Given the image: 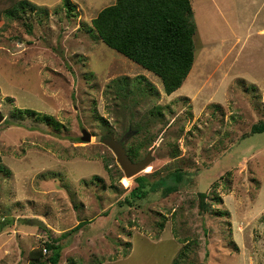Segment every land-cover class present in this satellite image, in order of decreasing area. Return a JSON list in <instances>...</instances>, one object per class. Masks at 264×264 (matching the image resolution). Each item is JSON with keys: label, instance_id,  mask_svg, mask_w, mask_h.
I'll list each match as a JSON object with an SVG mask.
<instances>
[{"label": "rangeland", "instance_id": "1", "mask_svg": "<svg viewBox=\"0 0 264 264\" xmlns=\"http://www.w3.org/2000/svg\"><path fill=\"white\" fill-rule=\"evenodd\" d=\"M27 1L20 19L0 1V264H51L52 240L58 264H264V0H190L195 62L170 95L99 38L116 0ZM130 131L154 161L127 178L102 139ZM178 169L177 192L125 204Z\"/></svg>", "mask_w": 264, "mask_h": 264}, {"label": "trees", "instance_id": "2", "mask_svg": "<svg viewBox=\"0 0 264 264\" xmlns=\"http://www.w3.org/2000/svg\"><path fill=\"white\" fill-rule=\"evenodd\" d=\"M9 1L14 6L7 9L6 15L18 19L19 9L24 13L30 4L27 0L18 3ZM65 6L69 14L75 11L70 0L65 1ZM92 23L104 44L159 77L167 95L179 90L193 69L197 28L190 0H116L103 9ZM119 92L126 95L128 90L122 87ZM140 132L141 128L137 130V136ZM262 133L264 122L254 125L250 134ZM142 144L143 141L136 142L127 149L132 161H138ZM186 179V173L180 169L154 182L147 176L138 177L136 187L125 197V204L132 206L136 200L158 192L170 195L177 192ZM205 199L206 194L200 193L203 210L208 207ZM84 224L80 223L71 233L78 232ZM46 247L52 253L47 261L58 264L63 247L54 240L46 243Z\"/></svg>", "mask_w": 264, "mask_h": 264}, {"label": "water", "instance_id": "3", "mask_svg": "<svg viewBox=\"0 0 264 264\" xmlns=\"http://www.w3.org/2000/svg\"><path fill=\"white\" fill-rule=\"evenodd\" d=\"M5 121V117L2 115L0 110V123ZM136 134V132L130 131L125 135L123 139L120 141H117L111 137H104L102 139V144L107 146L115 155L116 160L120 168L122 169L125 177L132 178L140 173H142L146 168L150 166V164L154 161L152 157V150L149 152V154L146 156V158L139 162L132 161L126 150V145L131 137H133ZM92 136L88 133V131L83 130L82 131V137L81 140L84 143H90ZM30 225L37 226L43 229H46V224L39 220V219H31Z\"/></svg>", "mask_w": 264, "mask_h": 264}, {"label": "built area", "instance_id": "4", "mask_svg": "<svg viewBox=\"0 0 264 264\" xmlns=\"http://www.w3.org/2000/svg\"><path fill=\"white\" fill-rule=\"evenodd\" d=\"M44 252H45V253L47 252L46 249H44Z\"/></svg>", "mask_w": 264, "mask_h": 264}]
</instances>
